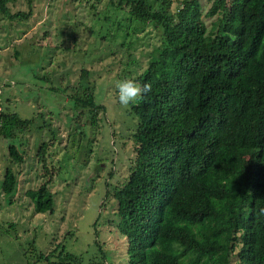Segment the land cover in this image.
Returning <instances> with one entry per match:
<instances>
[{
	"label": "trees",
	"instance_id": "16d2710c",
	"mask_svg": "<svg viewBox=\"0 0 264 264\" xmlns=\"http://www.w3.org/2000/svg\"><path fill=\"white\" fill-rule=\"evenodd\" d=\"M7 1L0 12L20 14ZM120 1L129 20L152 22L162 38L157 57L135 78L152 90L129 105L136 122L128 174L110 187L124 264H264V0H212L204 14L217 15L208 30L197 0H176L173 9V0ZM69 97L90 121L103 107L89 90L74 88ZM30 121L0 109L12 161L22 159L12 129L28 130ZM36 145L46 178L27 194L35 211H51L45 160L53 142ZM15 176L6 166L4 193L14 190ZM36 257L72 264L75 256L54 245Z\"/></svg>",
	"mask_w": 264,
	"mask_h": 264
},
{
	"label": "rangeland",
	"instance_id": "374dc122",
	"mask_svg": "<svg viewBox=\"0 0 264 264\" xmlns=\"http://www.w3.org/2000/svg\"><path fill=\"white\" fill-rule=\"evenodd\" d=\"M197 1L208 30L217 13L204 14L212 0ZM118 4L8 0L9 12L20 14L10 18L0 12V109L31 118L32 124L28 130L12 129L19 162L10 159L7 139L0 136V264H54L56 256L51 262L36 257L54 245L74 254L72 264L126 260L110 187L128 174L136 119L129 107L119 104L116 84L136 81L157 57L162 38L152 22L129 20L125 3ZM175 5L173 0L171 9ZM4 81L9 85L2 86ZM74 88L79 95L91 91L103 105L94 121L84 107L70 105ZM46 122L54 135L46 133ZM42 139L53 142L45 160L47 168L52 165L48 187L53 205L51 211L40 212L33 209L27 189L46 178L36 154ZM6 166L16 173L10 193L1 189Z\"/></svg>",
	"mask_w": 264,
	"mask_h": 264
},
{
	"label": "clouds",
	"instance_id": "9594fccd",
	"mask_svg": "<svg viewBox=\"0 0 264 264\" xmlns=\"http://www.w3.org/2000/svg\"><path fill=\"white\" fill-rule=\"evenodd\" d=\"M117 99L119 104L123 108H128L130 104L139 103L144 95L151 92L152 85L151 83H144L141 85L139 82H136L132 79H125L119 81L116 84ZM264 212V209H261Z\"/></svg>",
	"mask_w": 264,
	"mask_h": 264
}]
</instances>
